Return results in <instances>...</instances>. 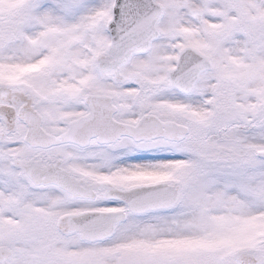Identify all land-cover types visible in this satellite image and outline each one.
Masks as SVG:
<instances>
[{"label": "snow or ice", "instance_id": "1", "mask_svg": "<svg viewBox=\"0 0 264 264\" xmlns=\"http://www.w3.org/2000/svg\"><path fill=\"white\" fill-rule=\"evenodd\" d=\"M0 264H264V0H0Z\"/></svg>", "mask_w": 264, "mask_h": 264}]
</instances>
